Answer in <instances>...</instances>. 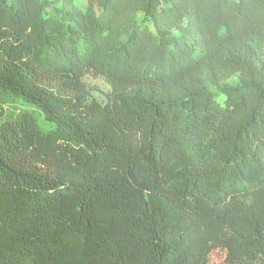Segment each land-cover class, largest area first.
I'll list each match as a JSON object with an SVG mask.
<instances>
[{
    "label": "trees",
    "instance_id": "trees-1",
    "mask_svg": "<svg viewBox=\"0 0 264 264\" xmlns=\"http://www.w3.org/2000/svg\"><path fill=\"white\" fill-rule=\"evenodd\" d=\"M89 2L0 0V264H264V0Z\"/></svg>",
    "mask_w": 264,
    "mask_h": 264
},
{
    "label": "rangeland",
    "instance_id": "rangeland-1",
    "mask_svg": "<svg viewBox=\"0 0 264 264\" xmlns=\"http://www.w3.org/2000/svg\"><path fill=\"white\" fill-rule=\"evenodd\" d=\"M78 5L82 7H90L92 4L89 0H74ZM97 7V3L94 4ZM235 78L229 80L230 83L235 82ZM84 82L89 90L91 96L95 97L98 100H103L105 94L109 91V85L100 77H93L91 75H86L84 77ZM223 258V251L213 250L209 255V264H217Z\"/></svg>",
    "mask_w": 264,
    "mask_h": 264
}]
</instances>
